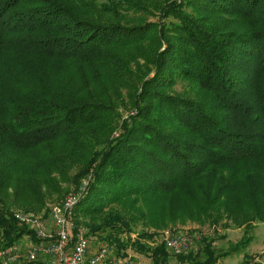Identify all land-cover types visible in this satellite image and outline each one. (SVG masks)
<instances>
[{
	"label": "trees",
	"instance_id": "16d2710c",
	"mask_svg": "<svg viewBox=\"0 0 264 264\" xmlns=\"http://www.w3.org/2000/svg\"><path fill=\"white\" fill-rule=\"evenodd\" d=\"M69 193L75 233L153 264L228 254L170 251L184 219L264 223V0H0V249Z\"/></svg>",
	"mask_w": 264,
	"mask_h": 264
},
{
	"label": "built area",
	"instance_id": "2783aa9c",
	"mask_svg": "<svg viewBox=\"0 0 264 264\" xmlns=\"http://www.w3.org/2000/svg\"><path fill=\"white\" fill-rule=\"evenodd\" d=\"M87 181H84V186ZM81 193L70 194L61 205H56L49 219L43 215L15 212V218L33 230L37 242L22 250L17 244L0 249V264H108L109 248L102 246L96 252L90 251V241L87 230L80 228L74 232L72 216L79 202ZM172 231L162 233V239L167 248L176 253L188 252L194 242L201 236L195 234L172 235ZM24 238L31 239L30 236Z\"/></svg>",
	"mask_w": 264,
	"mask_h": 264
},
{
	"label": "rangeland",
	"instance_id": "374dc122",
	"mask_svg": "<svg viewBox=\"0 0 264 264\" xmlns=\"http://www.w3.org/2000/svg\"><path fill=\"white\" fill-rule=\"evenodd\" d=\"M72 188L73 187H71L70 190ZM45 201L46 204L42 207H38L35 212H27L19 207H14V210L32 213L35 215H43L45 218L49 219V225L52 227L54 222L50 218L51 211L54 206L61 205L63 201L61 203H57L48 198ZM46 208H48L47 216L44 212ZM72 221L74 222L73 216ZM84 229H86V227ZM166 230L172 231V235L189 234L193 237L199 232L214 236L216 238L214 245L217 250L219 252L228 253L227 255L222 256L217 264H264V223H255L250 227L234 226L225 228L222 224L216 226H200L196 222L184 219V221H179L174 227L164 229L162 233ZM124 236L126 242L128 243L126 246L121 248L120 246L110 243L100 237L88 235L87 237L90 241V251L96 252L102 246L109 248L110 253L108 257V264H153L152 259L148 255L141 253L137 250L134 244H131L135 239H137L136 233L131 234V236ZM237 243L240 247L231 252V248ZM16 244L20 246L22 250H26L30 244H32V239L29 240V238H24L21 241L16 242ZM170 264H177V261L172 259Z\"/></svg>",
	"mask_w": 264,
	"mask_h": 264
}]
</instances>
